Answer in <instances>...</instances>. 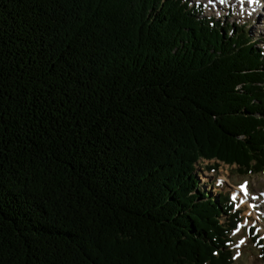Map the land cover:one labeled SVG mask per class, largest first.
Returning a JSON list of instances; mask_svg holds the SVG:
<instances>
[{
    "label": "trees",
    "instance_id": "trees-1",
    "mask_svg": "<svg viewBox=\"0 0 264 264\" xmlns=\"http://www.w3.org/2000/svg\"><path fill=\"white\" fill-rule=\"evenodd\" d=\"M200 14L0 0V264H233L195 170L263 171L264 52Z\"/></svg>",
    "mask_w": 264,
    "mask_h": 264
},
{
    "label": "rangeland",
    "instance_id": "rangeland-1",
    "mask_svg": "<svg viewBox=\"0 0 264 264\" xmlns=\"http://www.w3.org/2000/svg\"><path fill=\"white\" fill-rule=\"evenodd\" d=\"M198 6L201 16L218 19L242 30L264 52V0L246 6L239 0H187ZM248 3V2H247ZM196 165L199 191L210 197L227 194L240 213L241 222L230 234L233 264H264V169L257 174L243 173L238 166H227L217 160H200ZM206 168H210L209 170ZM247 184V195L240 185ZM243 240V243L240 241Z\"/></svg>",
    "mask_w": 264,
    "mask_h": 264
},
{
    "label": "snow or ice",
    "instance_id": "snow-or-ice-1",
    "mask_svg": "<svg viewBox=\"0 0 264 264\" xmlns=\"http://www.w3.org/2000/svg\"><path fill=\"white\" fill-rule=\"evenodd\" d=\"M210 2H211V0H210ZM247 2L249 4H254V3L259 2V0H247ZM220 3H225V0H220ZM239 3L241 5H243L244 4V0H239ZM240 188H241V191L244 192L247 195V184L245 183V184L240 185ZM262 195H264V194H262ZM240 242L243 243V240H241Z\"/></svg>",
    "mask_w": 264,
    "mask_h": 264
},
{
    "label": "bare ground",
    "instance_id": "bare-ground-1",
    "mask_svg": "<svg viewBox=\"0 0 264 264\" xmlns=\"http://www.w3.org/2000/svg\"><path fill=\"white\" fill-rule=\"evenodd\" d=\"M225 1H228V0H225ZM234 1H237V0H234ZM260 1V0H259ZM246 4V6L248 5V6H252L253 4H249V3H245Z\"/></svg>",
    "mask_w": 264,
    "mask_h": 264
}]
</instances>
